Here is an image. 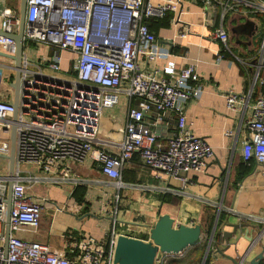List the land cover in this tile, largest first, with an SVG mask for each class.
Wrapping results in <instances>:
<instances>
[{
    "label": "built area",
    "instance_id": "1",
    "mask_svg": "<svg viewBox=\"0 0 264 264\" xmlns=\"http://www.w3.org/2000/svg\"><path fill=\"white\" fill-rule=\"evenodd\" d=\"M183 1L27 0L24 44H44L51 51L42 57V63L24 56V92L20 93L15 121L13 96L7 97L0 82L1 155L9 154L10 131L16 124L14 174L9 177L8 167L0 173V264H114L118 235L114 228L105 240L92 235L73 238L67 233L66 251L15 234L16 230L39 225L42 205L28 189L42 180L79 183L80 178L71 173L73 163L89 159L118 188L125 185L121 179L124 164L135 153L156 176L174 179L182 187L192 181L193 174L206 171L213 147L194 133L185 113L186 103L202 92L196 65L178 67L173 60L164 67L148 65L165 54L148 21L168 11H181ZM202 1L206 6L215 2L220 5L221 20L232 11L252 18L264 13V0ZM0 17L1 30H17L19 8L12 10L4 5L0 7ZM261 25L263 56L264 20ZM211 32L225 49L228 31L220 24ZM186 34V29L179 33ZM14 48L13 39L0 34V50L13 52ZM63 49L75 53L73 73L61 71ZM223 57L220 52L218 59ZM253 64L254 80L260 85L257 95L252 90L237 94L230 89L226 104L231 110L249 109L240 154L244 160L264 168V75L260 73L264 64L262 58ZM122 97L127 102V112L119 130L117 151L110 152L103 147L107 141L99 137L100 120L104 110L118 105ZM225 134L233 133L229 129ZM9 178L12 195L5 254ZM166 189L182 190L174 186ZM41 199L47 200L44 196ZM238 217L242 222L255 218L264 223V218L253 214Z\"/></svg>",
    "mask_w": 264,
    "mask_h": 264
},
{
    "label": "crops",
    "instance_id": "2",
    "mask_svg": "<svg viewBox=\"0 0 264 264\" xmlns=\"http://www.w3.org/2000/svg\"><path fill=\"white\" fill-rule=\"evenodd\" d=\"M4 5L17 10L19 0H0V7ZM167 14L169 20L163 16V19L148 21L159 47L165 53L148 65L164 67L170 60L178 67L191 63L196 65L202 92L199 97L186 103L185 113L194 133L204 137L213 147L214 153L208 158L206 171L193 174L192 181L182 187L174 179L156 176L135 153L124 164L121 179L125 185L118 188L115 181L101 172L98 164L89 159L73 163L71 173L80 178L79 183L42 180L28 189L33 199L42 205L40 221L35 229L26 227L16 230L17 236L64 251L67 250V233L73 238L92 235L98 240H105L114 228L116 234L124 233L141 239H144L141 236L147 235L144 239L147 240L158 215L168 213L176 224H200L202 235L197 243L181 253L160 254L158 260L163 264H204L207 256L208 264H235L232 258L240 259L250 245L249 236L255 241L244 264H249L251 258L264 251V223L255 218L244 222L245 226L239 227L228 241L223 235L224 231L233 230V223L242 222L238 214L264 218V168L251 161L250 172L236 185L233 183L237 165L242 158L240 146L249 109L241 107L231 110L226 104V92L230 89L237 94L252 90L253 95H257L260 90V85L254 80L256 68L253 63H258L262 58L264 64L262 33L259 30L264 13L252 18L232 11L221 20V6L216 2L206 6L202 0H184L181 11H168ZM246 20H252L257 25L254 35L248 32L251 29L246 25ZM220 24L230 35L225 49L211 34L212 28ZM185 29L187 34L180 36L179 33ZM50 51L49 46L38 43H29L24 47L25 56L39 62ZM220 52L224 57L218 59ZM60 54L62 73H73L75 53L63 49ZM0 64L1 86L11 99L14 61L0 56ZM260 73L264 75V67ZM126 112L127 102L122 97L118 105L104 110L101 117L99 137L107 141L103 147L110 152L117 151V143L121 139L119 130ZM229 129L232 135L225 134ZM33 171L38 172L35 167ZM78 184L84 187L81 201L72 195ZM167 186L182 190H168ZM42 196L47 200L43 201ZM223 211L226 212L223 223L217 228L221 235L213 239L219 215ZM211 220L212 228L207 235L206 229ZM210 240L212 244L206 252ZM203 241H206V246L201 253ZM67 254L73 257L72 253ZM259 264H264V254Z\"/></svg>",
    "mask_w": 264,
    "mask_h": 264
},
{
    "label": "water",
    "instance_id": "3",
    "mask_svg": "<svg viewBox=\"0 0 264 264\" xmlns=\"http://www.w3.org/2000/svg\"><path fill=\"white\" fill-rule=\"evenodd\" d=\"M27 0H19V22L18 28L15 31L5 32L0 29V34L7 36L14 41V51L6 52L0 50V56L10 58L14 61V78L10 85L13 90L12 106H13V120H16L20 93L24 92L22 86L25 82L22 77V63L24 59V28H25V14H26ZM246 25L249 26L248 32L252 35L257 31V25L252 20H246ZM253 26V28H252ZM15 137H16V124L13 123L10 131V151L7 155H1L8 160V175L12 177L15 167ZM11 195H12V179H8L7 185V218L5 229V242L3 246L4 253L7 252V241L10 233L9 216L11 207ZM232 231H224V238L227 239L232 236L233 233L241 226H245L244 222L233 223ZM202 235V227L200 224L179 223L176 224L174 218L168 214L163 213L158 215L154 225L149 230V238L147 240L139 237L119 233L116 237V243L113 253L114 264H163L161 260H158V254H178L184 251L188 246L197 243ZM250 245L243 252L239 260H234L235 264H244L246 261L247 253L254 243L255 239L249 236ZM212 242L208 241L207 250L210 248ZM264 251L259 252L253 258L249 260V264H259Z\"/></svg>",
    "mask_w": 264,
    "mask_h": 264
},
{
    "label": "trees",
    "instance_id": "4",
    "mask_svg": "<svg viewBox=\"0 0 264 264\" xmlns=\"http://www.w3.org/2000/svg\"><path fill=\"white\" fill-rule=\"evenodd\" d=\"M161 19H163V18H161ZM164 19L165 20H169L170 19L169 14L165 15ZM148 25L150 26V23H148ZM251 169H252L251 161L244 160L243 158H241V160L238 163L237 168H236V176H235V179H234V182H233L234 185H236L239 181H241L244 178V176L250 172ZM72 195H75L77 200L81 201L83 199V195H84V187H83V185H81V184L76 185V187L74 188V190L72 192ZM225 213L226 212L223 211L219 215V219H218V222H217V227H216V231L214 233L213 239H214V237L217 238L218 236L221 235V232L219 230H217V228H218L220 223H223L222 220L224 219ZM212 223H213V220H211L209 222V224H208V227L206 229L207 235L211 231ZM141 237L146 239L147 235H143ZM205 246H206V241H203V243L200 246L201 253H202L203 249L205 248ZM208 263H209V256L206 257L204 264H208Z\"/></svg>",
    "mask_w": 264,
    "mask_h": 264
},
{
    "label": "rangeland",
    "instance_id": "5",
    "mask_svg": "<svg viewBox=\"0 0 264 264\" xmlns=\"http://www.w3.org/2000/svg\"><path fill=\"white\" fill-rule=\"evenodd\" d=\"M26 45H28V44H26ZM40 63H42V61H40ZM44 68H45V70L48 72V73H51V71L46 67V66H43ZM63 73H65V72H63ZM7 160L5 159V158H3V157H0V173H3V172H5V170L7 169ZM26 167H29V168H33V166L32 165H26ZM34 169V168H33ZM198 258H200V257H198ZM199 259H197L196 261H198ZM195 261V262H196Z\"/></svg>",
    "mask_w": 264,
    "mask_h": 264
}]
</instances>
